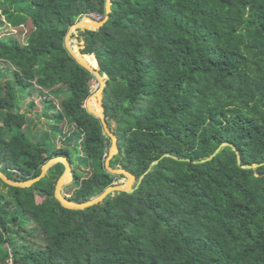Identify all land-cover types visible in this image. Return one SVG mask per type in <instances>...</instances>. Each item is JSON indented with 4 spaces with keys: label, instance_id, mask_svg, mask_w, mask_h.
I'll use <instances>...</instances> for the list:
<instances>
[{
    "label": "trees",
    "instance_id": "1",
    "mask_svg": "<svg viewBox=\"0 0 264 264\" xmlns=\"http://www.w3.org/2000/svg\"><path fill=\"white\" fill-rule=\"evenodd\" d=\"M0 5L18 29L0 37V63L15 68L0 85V170L27 182L66 157L78 185L70 199L88 202L122 176L106 169L111 139L85 107L94 76L65 40L81 19H104L106 1ZM77 40L107 76L110 167L143 179L84 211L56 199L63 162L30 188L0 179V264H264V0H111L107 22ZM19 95L31 108L39 99L53 136L64 120L75 124L89 175L77 174L70 146L26 134ZM91 107L101 111L97 99Z\"/></svg>",
    "mask_w": 264,
    "mask_h": 264
},
{
    "label": "water",
    "instance_id": "2",
    "mask_svg": "<svg viewBox=\"0 0 264 264\" xmlns=\"http://www.w3.org/2000/svg\"><path fill=\"white\" fill-rule=\"evenodd\" d=\"M105 1H106V6H105L106 16L104 19L95 20V19H92L89 17H85V18L81 19L77 24H75L74 26H72L70 28L69 33L67 34L66 40H65L66 48L69 51V53L71 54V56L77 61L78 64H80L82 67H84L86 70H88L94 77L98 78V81L101 83V85L104 86V88H105L106 84L103 82V78H105V80H107V76L103 75V77H102L101 75H99L85 61L82 53L78 51V43L77 42L74 43V46H72L70 44V42H71L72 36L74 34H78L81 31H98L107 22V20L109 18V14H110L111 0H105ZM85 19L92 21L94 23V25L91 27H87V28L83 27L82 22ZM102 94H103V90H101L99 95H98L100 97V99H102ZM92 99L93 98L90 97V99L86 103H89ZM87 109L90 113L96 115L100 119L104 131L106 132V134L111 139V147L109 148V154L105 160L106 169L109 172H111V174H113V175L126 177L127 181L125 183H123V184L114 183L112 186L105 189L104 192H102L100 195L92 198L90 201L85 202V203H76V202L72 201L70 199V197H66L63 194L64 188L66 186L72 184L74 181L73 168H72L70 161L66 157H56V158H53L51 160H48L44 165H42L40 175L37 178H34L33 180H30L27 182H20V183L14 182L11 179H9L4 174V172L1 170H0V179L3 182H5L6 184L13 186V187L30 188L35 183H37L42 178H44L46 176L48 170L51 169L53 166H55V164H57L58 162H63L66 166V171H65V174L60 178V180L57 184L55 196H56V199L62 204L63 207H65L66 209L75 210V211H84L86 209L94 207V206L102 203L104 201V199L107 198L108 196H113V195L120 194V193H128V194L132 193L134 191V189L137 188L138 185L141 183L143 176L140 177L139 181H136V178L133 175H131L129 171L122 169V168L114 169V168L110 167L111 158L113 157L114 154H116L118 152L117 138L115 137L113 132H111L110 128L108 127L102 105L100 106L101 111H95L94 109H92L89 106L87 107ZM224 145L225 144H222L216 150V152L214 153L213 156L218 154ZM211 158L212 157H210L209 159H211ZM159 160L160 159L155 160L151 164V166L147 172H149L151 170V168L159 162ZM206 160H208V159H204L202 161H206ZM245 167L256 169L258 167V164L247 165ZM68 175L70 176V179H68Z\"/></svg>",
    "mask_w": 264,
    "mask_h": 264
},
{
    "label": "rangeland",
    "instance_id": "3",
    "mask_svg": "<svg viewBox=\"0 0 264 264\" xmlns=\"http://www.w3.org/2000/svg\"><path fill=\"white\" fill-rule=\"evenodd\" d=\"M2 11H3V7L0 5V21L2 22V24H0V37L1 38H5L8 36L17 37L18 29L17 30L14 29L12 26L9 25V23L5 22V18H4ZM22 29L24 33L28 32L27 25L22 27ZM77 36L78 34H74L72 36V40L74 43L75 42L78 43ZM14 69H15L14 66L9 63H5V62L0 63V72L2 71V73H4V75L0 74V85H2V87L4 86L7 80L9 81L14 80V77H13ZM103 82L106 83L105 78H103ZM101 90H104V86L101 85V83L98 81V78L94 77V81L91 84V92H92L91 98L97 99L100 106H101L102 99H100L98 95ZM46 96H49V95L47 94ZM61 100H63V97L57 99L56 103L59 104ZM18 101H19V104H18L19 110L21 112H26V115H27V124L23 129L26 132V134H30L33 131V135L37 140L45 136L46 134L49 137H51V140L54 142V147H69L70 146L71 153L76 162L75 165L77 166V174L82 179L85 176L89 175L90 174L89 167L83 166L82 163L80 162L81 161L80 156L83 153V149L81 145L82 139L81 137L80 138L77 137L76 133L78 132V130L75 124L69 120H64L61 124H59L60 132L53 136L51 134L52 133L51 125H49L52 123V121L47 120L40 113L39 99H36V98L33 99V102L35 103V108L30 107L29 105L30 101L24 95H19ZM85 107H88V103L85 104ZM1 118H2V113L0 112V124L2 122ZM114 126L115 124L112 123L111 128L113 129ZM118 178L119 179L116 183L123 184L127 181V178L124 176H122V178L120 177ZM0 184L4 186V184L1 181H0ZM77 187L78 185L75 183L66 186L63 190L64 196L70 197L73 192V189Z\"/></svg>",
    "mask_w": 264,
    "mask_h": 264
},
{
    "label": "bare ground",
    "instance_id": "4",
    "mask_svg": "<svg viewBox=\"0 0 264 264\" xmlns=\"http://www.w3.org/2000/svg\"><path fill=\"white\" fill-rule=\"evenodd\" d=\"M94 25V23L92 22V21H90V20H88V19H85L83 22H82V26L83 27H91V26H93ZM71 44V43H70ZM85 59V58H84ZM85 61L87 62V60L85 59ZM88 63V62H87ZM89 64V63H88ZM90 65V64H89ZM94 69V68H93ZM95 70V69H94ZM96 71V70H95ZM97 72V71H96ZM98 73V72H97ZM93 100H95V99H93ZM93 100H91L89 103H88V106L89 107H91V103H92V101ZM92 109H94L93 107H91ZM95 111H97L96 109H94ZM68 179H70V176L68 175Z\"/></svg>",
    "mask_w": 264,
    "mask_h": 264
},
{
    "label": "built area",
    "instance_id": "5",
    "mask_svg": "<svg viewBox=\"0 0 264 264\" xmlns=\"http://www.w3.org/2000/svg\"><path fill=\"white\" fill-rule=\"evenodd\" d=\"M92 19H95V20H101L102 18L101 17H94ZM0 166H1V163H0Z\"/></svg>",
    "mask_w": 264,
    "mask_h": 264
}]
</instances>
